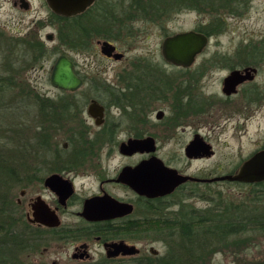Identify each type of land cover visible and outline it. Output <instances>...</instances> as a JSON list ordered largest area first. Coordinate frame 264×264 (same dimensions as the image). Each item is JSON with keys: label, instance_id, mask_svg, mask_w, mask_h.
Instances as JSON below:
<instances>
[{"label": "flooded vegetation", "instance_id": "af4514ba", "mask_svg": "<svg viewBox=\"0 0 264 264\" xmlns=\"http://www.w3.org/2000/svg\"><path fill=\"white\" fill-rule=\"evenodd\" d=\"M13 2L24 11L33 7L32 0ZM44 3L50 8L47 0ZM159 3L94 0L82 12V42L95 41L107 63H124L100 66L95 81L81 75L68 54L57 57L67 55L75 62L83 86L69 92L50 81L58 93H76L79 97L49 99L59 103L58 107L53 105V110L60 113L50 116L49 122L34 125L31 161L17 164V180L22 185L18 209L29 226L40 232L38 240L47 244L35 264H182L179 242H162L161 251L156 241H150L152 233L172 229L160 225L163 216L180 204V210L185 206L197 209L194 204L183 206L186 202L203 201L211 208L215 185L264 184L210 182L236 176L264 151V31L252 35L254 39H247L245 33L239 35L242 41L233 47L228 43L236 41L235 34L225 33L227 25L247 15L253 3L208 1L206 25L211 33L206 35L199 28L190 30L206 35L208 45L190 67L168 62L163 53L166 39L190 31L165 34L160 63L149 56L129 57L130 51L122 48L123 44L131 48L129 41L136 36L135 20L153 21L158 14L162 18L170 15V8L165 10ZM181 3L175 10H181ZM185 4L187 9H199V0ZM219 23L225 24L224 32L216 31ZM105 43L113 46L111 55L103 52ZM87 50L90 48L82 52ZM118 54L122 57L117 58ZM166 69L172 74L167 75ZM183 74L189 75V80ZM86 89H92L89 93L93 97L89 98L88 93L86 97ZM92 105H96V116L90 113ZM44 135L50 138L46 142ZM222 137L226 138V147L232 148V156L218 159L216 139ZM244 138L248 142L244 143ZM130 141H141L143 145L126 153L123 146ZM246 143L248 151H244ZM118 157L126 162L116 165ZM154 160L189 179L170 194L156 197L139 193L123 180L127 169ZM204 162L208 165L199 168L198 164ZM85 180H94L96 186L87 188ZM32 190L34 195L26 209L25 199ZM91 200L98 202V218L85 214ZM42 205L48 208L49 224L37 220L42 216ZM197 262L194 250L191 264Z\"/></svg>", "mask_w": 264, "mask_h": 264}, {"label": "rangeland", "instance_id": "374dc122", "mask_svg": "<svg viewBox=\"0 0 264 264\" xmlns=\"http://www.w3.org/2000/svg\"><path fill=\"white\" fill-rule=\"evenodd\" d=\"M124 1L128 3L138 0ZM149 1L160 2L159 4L164 7L165 10L170 8L168 10L170 15L162 18L158 14V19H155L156 21L143 20L136 22L135 20L134 30L136 36L134 39L129 41V43H131V48H129V45L127 46L126 44H123L122 48L127 52L130 51L128 53L129 57L138 56L141 58L149 56L151 58L153 57L152 60L159 62L158 60L161 55V45L165 34L171 35L173 33L195 30L202 27L207 22L208 10L207 12H203L201 9H187L186 7H188V5L185 3L190 0ZM180 2H182L181 10H175V6ZM249 2L253 3V8L248 11L247 15L241 16L238 20L232 21L231 25H227L225 33L229 35L235 34L234 36L236 41L228 43V37L223 39L225 43H228L229 45L231 44V47L239 45L238 40L242 41L239 36L241 34H247V39H254L252 35H256L261 31H264V0H249ZM32 3L33 7L28 11H24L19 7H15L13 0H0V81H2L0 85L2 84L5 88H9L11 91V96L4 100H0V156L2 157L0 165V190L3 194L8 192V198L12 200L11 202L13 203H17V199L20 198V186H22L20 185V182L16 181V177L19 172L17 170V164L21 162V159L31 161V149L29 148L33 145V141H35V135L34 131H30V128L24 129L25 124L30 123L28 118L18 112L16 113L15 110L18 104V106L21 107L20 103H24L25 101L23 100V102H21L20 100H17L21 97V90H18L17 86L8 83L5 79L10 77L13 81L17 80L21 87L25 86L28 91V88L33 86L47 97H55L57 96L58 91L54 89L50 83V74L56 59L60 54H68L76 62L78 72L81 75L86 74L92 82L95 81L98 72L97 69L100 66L107 64H124H120L118 62L107 63L104 61L101 57L100 50L95 47V41L89 45L90 50H87V52H82V50H84V44H82V50H78L75 44V42H77L76 38H74L72 34H69L70 32L65 29L63 32H60L61 23H58V20L53 15L52 10L44 3V0H32ZM69 28L72 29L70 26ZM50 34L54 35L53 41H49L47 39V36ZM33 36L38 37V39L42 41L45 47V52L55 50H59V52L56 56L48 60H44V64L42 66L35 67L34 69L28 68L25 70L24 68L26 66L28 67L30 62L28 61V63L22 64V62L17 61L14 56V52L17 50L13 48L19 43L17 39L20 40L22 38H27L28 41L30 39L35 41L36 39H33ZM78 48L80 49V47ZM161 63L162 65H167L163 61H161ZM10 71L12 73H10ZM16 71H21L20 74L17 75V78L14 73ZM166 71L168 72L167 75H171L173 72L171 69H166ZM182 76L187 79L189 77V75L186 74H183ZM89 91H92V89H86V97L89 95V98H91L93 97L91 94L92 92L89 93ZM80 96L82 97V93ZM8 108L10 112L13 113V116L9 117L6 115L8 118L2 117V112H6ZM21 110L25 111L24 109ZM244 140V143L246 141L248 142L245 138ZM25 141L28 142L29 146L24 149L27 151V155L23 156L21 148L26 146ZM225 141L226 138L223 137L220 138L219 141L216 139L217 149L220 153L218 159L232 156V148H227ZM172 145H174V142L169 146L171 147ZM248 149L249 145L246 143L244 151H248ZM122 162H126V160L118 157L114 163H116V165H121ZM207 165L208 162H204L203 164H198V167L203 168ZM2 166L9 168L6 169ZM216 173L218 172L216 171ZM85 183L87 188L96 186V182L94 180H90V182L85 180ZM214 192L216 193V196L217 193L222 192L224 199L228 201L234 200L235 203H239V201L247 199L248 196L252 199L255 198L253 188L249 187L219 184L214 186ZM33 195L34 191L32 190L28 197H26V209L28 200ZM189 204H194V206L199 209H203L207 206V203L203 201L186 202L183 206ZM181 208L182 205L180 204L174 208L173 212L178 211ZM254 209L258 210L256 212L261 213V211L264 210V199H262L261 202H258V204L254 206ZM22 216L23 215L18 212L17 218L21 219ZM19 226L21 230H23L22 232H26L20 224ZM250 228L251 229L246 230L248 232L245 231L241 235H231L226 233L225 238L222 239L218 237L216 240L213 239L208 242L209 246L213 247L214 250L210 255H208V261L204 264H264V230L259 231L254 226H251ZM28 231L30 232L31 230L27 229V232ZM0 239L2 240L3 238ZM150 239L151 242L156 241L158 249L164 251L162 242L176 243V239L179 240L180 237L176 234L175 229L168 228L152 233ZM46 245V243H43L38 252H36L38 249L35 250L36 247L33 250L27 249L26 251L11 248L12 253H8L7 251L6 254L4 252L5 256L9 254L10 259H0V264H12L13 262L14 264H35L36 259L38 260L40 258L41 252ZM188 246L190 247L191 245L182 241L179 242L178 247L181 248L182 252V264H191L188 254H185ZM197 264L200 263L197 262Z\"/></svg>", "mask_w": 264, "mask_h": 264}, {"label": "trees", "instance_id": "16d2710c", "mask_svg": "<svg viewBox=\"0 0 264 264\" xmlns=\"http://www.w3.org/2000/svg\"><path fill=\"white\" fill-rule=\"evenodd\" d=\"M208 1L209 0H199L198 8L203 12H207L208 6L206 4H208ZM53 15L58 20V23H61L60 32H63L65 29L70 32L69 34H72L74 38H76L77 42H75V44L78 50H82V44H86L83 49H89V44H91V42H82V13L73 17L59 16L54 12ZM69 26L72 29H70ZM215 28L216 31L219 32H224L226 30L225 24L220 23L217 24ZM198 30L206 35L211 33L210 27L206 24L202 27H199ZM33 37V39H36L35 41H32V39L28 41L27 38H22L20 40L17 39L19 43L15 46L18 47L14 46L13 48L17 50L14 52V56L16 57L17 61L22 62V64H26L28 61L30 62L28 67L26 66L24 68L25 70L28 68L34 69L35 67L42 66L44 64V60H48L56 56L59 52V50L45 52V47L42 41H40L36 36ZM78 47H80V49ZM11 71L10 73H12ZM20 72L21 71L14 72L16 78ZM5 80H7L8 83L17 86L18 90H21V97L17 100H20L21 102L25 100L24 103H20L21 107L18 106V104L15 109L16 113L18 112L19 114L24 115L30 122L29 124H25L24 129L30 128V131L33 132L35 124L49 122V118H52L50 116L53 114L56 116V114L60 113L57 110H53V105H56L57 107L59 105V103L49 100L53 97H47L33 86H30L28 91L25 86L21 87L17 80L13 81L10 77ZM1 82L2 81H0V83ZM10 92L11 91L9 88H5L1 84L0 100H4L11 96ZM55 97L74 99L79 97V95L76 93L72 94L67 92H59ZM21 109H24L25 111ZM2 113L3 114L1 116L5 118H8L6 115L9 117L13 116V113L10 112L9 108L6 110V112L4 111ZM42 139L46 142L50 138H48V135H44L42 136ZM25 145V147L21 148V153L23 156L27 155V151L24 149L28 148V142L25 141ZM29 149H31V147ZM23 161L26 160L21 159V162ZM1 162L2 157L0 156V165ZM3 168L7 169L9 167ZM249 188H253V194H255V198L253 199L248 196L247 199L241 200L239 203H235L234 200L228 201L224 199L222 192L217 193V196L214 192L215 197L211 208L205 207L203 209H196L187 206L190 208L185 207L182 210L168 213L166 217L163 216L164 219L161 221L160 225H165L175 229L176 234L180 237L179 240L191 245L190 247L188 246L185 251V254H188L190 260L192 257V252L197 250L198 254L199 250L198 262L200 264H204L206 261H208V255H210L214 250L213 247H210L208 244V242L212 241L213 239L216 240L218 237L223 239L225 238L226 233L231 235H241L246 230L251 229V226L256 227V229L259 231L264 230V210L261 211V213H258L256 212L258 210L254 209V206L264 199V184L251 187L249 186ZM8 196V192L3 194V192L0 190V238H3L2 240L0 239V259L5 260L10 259L9 254L5 256V253L7 251L8 253H12L11 248H17L16 250L20 249L22 251H26L27 249L33 250L36 247L35 250L38 249L36 251L38 252L40 250V246L43 245V242L38 240L39 238L37 237L40 232L31 228L24 216L21 217L22 220L17 218V214L20 212L17 203L11 202L12 200H10ZM166 208L170 209L171 207L167 205ZM19 224L24 228V230H26V232H22L23 230H21ZM27 229H30L31 231L27 232ZM179 240L176 239L177 242H180ZM12 264H14V262Z\"/></svg>", "mask_w": 264, "mask_h": 264}, {"label": "water", "instance_id": "95a60500", "mask_svg": "<svg viewBox=\"0 0 264 264\" xmlns=\"http://www.w3.org/2000/svg\"><path fill=\"white\" fill-rule=\"evenodd\" d=\"M47 2L50 9L55 14L63 17H73L81 14L94 2V0H47ZM22 8L27 10L24 6ZM47 39L53 41L54 35H48ZM207 45L208 37L206 35L194 31L184 32L166 39L163 44V53L168 62L178 66L190 67L195 57L205 49ZM112 50H114L113 46L105 43L103 52L111 55ZM121 57L122 55H117V58ZM50 81L54 87L69 92L77 91L83 86L82 78L76 73L75 62L67 55L60 56L55 62L51 70ZM90 113L96 116V105L91 106ZM142 145L141 141H130L129 144H125L123 147L126 153H133L142 147ZM195 146L196 143L188 149L189 154H192L191 150L194 149ZM123 178V180H127L139 193L149 197L170 194L178 185L189 179L165 167L161 161L157 160L143 163L135 169H127L123 174ZM219 180L245 183L264 181V151L258 153L254 158L248 161L236 176L214 179L210 182ZM40 214L42 216L41 218L37 217V220H40L44 224H49L47 221L49 212L46 206L42 205ZM85 214L91 219L101 216V213L98 211V202L96 200L87 202Z\"/></svg>", "mask_w": 264, "mask_h": 264}]
</instances>
